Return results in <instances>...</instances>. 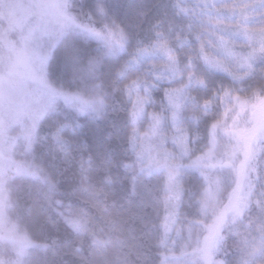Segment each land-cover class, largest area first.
Segmentation results:
<instances>
[{"label":"snow or ice","instance_id":"1","mask_svg":"<svg viewBox=\"0 0 264 264\" xmlns=\"http://www.w3.org/2000/svg\"><path fill=\"white\" fill-rule=\"evenodd\" d=\"M108 249L264 264V0H0V264Z\"/></svg>","mask_w":264,"mask_h":264},{"label":"trees","instance_id":"2","mask_svg":"<svg viewBox=\"0 0 264 264\" xmlns=\"http://www.w3.org/2000/svg\"><path fill=\"white\" fill-rule=\"evenodd\" d=\"M24 195H25V193H22V196H24ZM26 203H27L26 200H22V205L26 206ZM124 251H127V249H125ZM84 254L86 256H91V252L88 249L85 250ZM117 255H118L117 250H113V249H108L104 253V256H106L108 258V260L110 261V264H120V262L117 260ZM41 259H43V256H41ZM127 259H128L129 264H139L137 257L135 255H129ZM63 260L71 261V260H73V257L65 256V257H63Z\"/></svg>","mask_w":264,"mask_h":264},{"label":"rangeland","instance_id":"3","mask_svg":"<svg viewBox=\"0 0 264 264\" xmlns=\"http://www.w3.org/2000/svg\"><path fill=\"white\" fill-rule=\"evenodd\" d=\"M121 2H126V0H121ZM189 3H196L197 0H188ZM202 2V0H201ZM113 250H116V249H113Z\"/></svg>","mask_w":264,"mask_h":264}]
</instances>
